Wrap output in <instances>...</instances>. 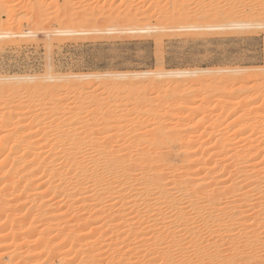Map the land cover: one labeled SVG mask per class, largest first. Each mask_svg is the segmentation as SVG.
Returning <instances> with one entry per match:
<instances>
[{"label": "bare ground", "instance_id": "1", "mask_svg": "<svg viewBox=\"0 0 264 264\" xmlns=\"http://www.w3.org/2000/svg\"><path fill=\"white\" fill-rule=\"evenodd\" d=\"M187 1L174 2V13H165L161 0L155 9L160 17L178 13L176 22L200 14L220 22L211 26H249L244 18L236 22L245 0H195L191 15ZM118 2L126 8L109 13L108 23L124 14V23L137 22L130 0ZM6 3L11 16L15 0ZM83 11L81 26L98 21ZM167 15L166 22L173 19ZM21 81L0 82V264H264V88L240 100L244 85L227 88L231 101L215 105L235 116L223 127L228 118L208 113L209 102L202 107L186 98L169 109V98L185 92L180 85L159 98L157 109L156 100L139 109L143 88L128 92L136 116L108 109L97 117L99 100L76 101L66 113L57 94L63 85ZM203 87L209 93L210 85Z\"/></svg>", "mask_w": 264, "mask_h": 264}, {"label": "rangeland", "instance_id": "2", "mask_svg": "<svg viewBox=\"0 0 264 264\" xmlns=\"http://www.w3.org/2000/svg\"><path fill=\"white\" fill-rule=\"evenodd\" d=\"M0 1V33L9 34L0 39L1 84H14L18 79L21 81L27 77L28 83L39 81L45 87L53 83L63 85V88L57 90V94L65 103L66 113L75 110L76 101L87 105L90 100L96 99L103 107L96 112L97 117L107 114L108 109H113L119 115L131 114L133 117L137 115V110L134 109L137 103L142 110L150 100H156L157 109L160 106L159 98L175 85H180L185 92L169 98V101H175L170 102L169 109H173L179 100L186 101L183 100L186 98L202 107L209 102L211 106L208 113L228 118L223 124L226 127L235 116L232 114L233 109L224 110L215 103L220 98L231 101L227 96V88L244 85L247 93L240 94L239 100L251 93L253 88H264V0H245V13L239 15L236 22L242 23L245 19L244 22L249 26L240 28L211 26L220 23L212 16L205 17V21L200 14L201 18L199 15L195 18L191 15V11L195 12L194 9H197L195 0L187 1L191 15L188 19L191 20L192 17V22L183 18L186 23L182 19L176 22L173 17H179L178 13L172 17L175 12L171 10L172 4L179 0H161L164 7L167 6V10L163 9L165 13L173 11L172 15L166 14L173 18L170 20H175L176 23L173 24H169L172 23L170 20L165 21V13L162 17L159 16L155 9L156 0H130L137 26L135 23V26L124 23L126 20L123 22L120 18L126 19L125 14L117 17L118 20L113 17L114 22L108 23L105 19L112 12L126 8L118 0H105L106 3L103 0H66L67 4L64 0H15L14 12L10 17L7 9L2 7V2L6 3L7 0ZM218 1L216 0L217 3L220 2ZM117 7L119 9L114 10ZM188 9L186 8L187 12ZM83 10L94 11L96 18L101 17L96 20L99 23L89 18L87 25L81 26L79 16L84 15ZM66 11L68 12L65 13ZM116 14L115 12L113 16H117ZM66 19H69L68 23ZM71 20L74 21L71 33L63 34L65 26L71 25ZM169 71H186L192 74L180 78L160 76ZM117 74L128 77L120 78ZM162 77L167 81L162 83ZM11 78L12 81L8 82ZM212 78L215 81L218 79L216 83ZM26 80L21 82L25 83ZM159 82L162 84H158ZM116 85L120 86L117 88ZM205 85H210L207 94L203 87ZM119 88L121 89L118 90ZM143 88H146V92L142 101L136 103L130 99L128 92ZM188 88L190 89L186 90ZM222 90H225L226 97L220 96ZM206 95L208 96L205 98ZM125 101H128V108L123 106ZM252 106H261V102H255ZM236 113H241L239 108H236ZM184 114L188 115L187 111ZM240 145L241 143H236V146ZM162 152L165 153L163 150ZM166 158L170 162L173 157L169 154Z\"/></svg>", "mask_w": 264, "mask_h": 264}]
</instances>
